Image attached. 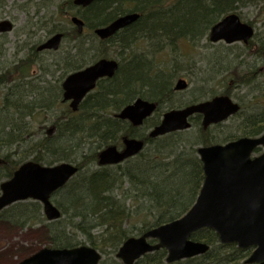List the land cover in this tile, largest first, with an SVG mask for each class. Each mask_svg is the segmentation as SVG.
Wrapping results in <instances>:
<instances>
[{"label": "trees", "instance_id": "trees-1", "mask_svg": "<svg viewBox=\"0 0 264 264\" xmlns=\"http://www.w3.org/2000/svg\"><path fill=\"white\" fill-rule=\"evenodd\" d=\"M250 6L258 9V14L248 22L255 28L256 22L260 21L261 25L243 47L250 51L257 44L258 51L264 56V0H99L88 8H76L74 12L69 11L74 7L73 0L59 2L56 5L58 15L77 13L85 20L89 30L84 35L74 27L70 31L48 30V35L56 31L64 32L65 39L71 35L73 44L68 55L56 63L63 66L64 75L99 58L120 61L114 78L101 79L96 90L83 100L76 113L62 101L59 83L56 87L50 81H44V86L35 85L33 77L38 74L37 65L42 62L38 57L40 52L33 48L25 56L6 64L7 49L3 48L2 42L0 184L29 160L43 165L70 162L76 164L79 170L53 196L62 212L60 219L48 222L42 204L27 200L4 209L0 213V221L6 220L21 228L45 226L51 247L88 243L102 254L107 249L116 254L119 246L131 235H141L151 227L185 214L194 204L204 180L197 148L220 140L210 137V128H202L200 116L192 118L190 129L156 139L139 130L158 124L163 112L168 109L202 101L216 94L195 96L185 103H171L173 88L169 81L164 82L165 87L162 88L155 80L166 68H158L157 64L155 67V56L150 51L145 53L144 45L156 52L161 51L160 48H168L172 50L169 55L176 54L185 41L195 43L208 39L211 27L225 15L239 13L244 20L242 10ZM131 12L140 14L138 21L114 37L100 40L92 33L94 28ZM37 17L42 18L39 14ZM95 42L97 45L93 44ZM136 46L142 49L136 50ZM151 55L153 59L149 57ZM182 68L183 62L177 60L171 67L170 75ZM42 69L46 74L52 73V69L44 65ZM260 69L232 76L234 85L227 84L221 94L232 96L234 88L252 84L260 76ZM138 97L157 102L158 109L142 127L136 128L115 115ZM241 102V112L232 117L238 121L235 136L263 134L264 101L252 104ZM258 104L260 107L254 106ZM47 121L50 126L45 124ZM38 123L44 125L38 127ZM124 136L144 139L145 149L122 164L99 166L100 151L111 144L120 145ZM232 137L224 138L225 142ZM130 218L141 226L129 230ZM97 226L103 231L94 236L91 230ZM191 238L209 244L210 249L203 255L170 264H246L245 259L252 252L251 248L241 249L236 244H221L217 234L209 228L198 230ZM165 259L166 250L161 249L145 255L135 264H168ZM100 264H105L104 259Z\"/></svg>", "mask_w": 264, "mask_h": 264}, {"label": "water", "instance_id": "water-1", "mask_svg": "<svg viewBox=\"0 0 264 264\" xmlns=\"http://www.w3.org/2000/svg\"><path fill=\"white\" fill-rule=\"evenodd\" d=\"M97 0H74L77 6L88 7ZM140 17L137 12L121 15L105 26L95 29L100 39H108L120 30L132 25ZM71 21L83 31L84 22L77 16ZM13 28L9 20L0 22V33ZM254 35L252 25L243 22L237 13H229L212 26L209 39L227 44L248 41ZM63 33H57L43 43L39 50H57ZM119 67L118 61L102 58L87 67L68 75L63 82V100L71 101L73 111L101 78L113 77ZM188 83L179 79L176 90H183ZM157 108V104L141 98L127 105L117 115L129 120L134 126L141 125ZM240 105L229 96L220 95L210 100L173 109L164 113L157 126L149 133L156 138L190 127L189 117L202 115L203 128L220 123L236 114ZM122 152L111 146L99 154L101 165L117 164L142 151L144 141L124 139ZM264 147V134L259 137H240L224 144L198 148L203 163L204 182L193 206L181 218L152 228L141 236L130 237L119 247L116 256L123 264H134L143 255L161 248L167 250L166 261L176 262L202 255L210 246L193 241L191 235L208 227L217 233L223 244L236 243L242 249L253 247L246 264H264V152L252 157L254 150ZM1 164V158H0ZM77 165L60 163L53 166L34 161L23 163L13 176L0 185V211L11 204L28 199L38 200L44 206L48 221L57 220L61 211L52 202V195L65 186L77 173ZM155 239L152 243L149 240ZM101 253L89 245L71 248L42 247L17 264H99Z\"/></svg>", "mask_w": 264, "mask_h": 264}, {"label": "rangeland", "instance_id": "rangeland-1", "mask_svg": "<svg viewBox=\"0 0 264 264\" xmlns=\"http://www.w3.org/2000/svg\"><path fill=\"white\" fill-rule=\"evenodd\" d=\"M61 1L64 0H3L0 2V19L8 17L15 23L14 30L0 39V44L3 42V48L7 49L4 60L6 64L11 63L19 57L25 56L28 52V43L30 44L34 40L37 42L44 40L48 36V33H50L48 31L49 29L53 28L54 30L57 28L64 29L65 31H70L72 29L70 16L58 15L56 11V5ZM49 2L51 5L45 6ZM37 6L41 8V20L36 16L33 17L34 10ZM71 9L73 11L76 8L75 6L69 8V11H71ZM242 11L244 21L247 22L248 20L254 19L258 14V9L254 6L243 8ZM37 22L38 25L41 26H34ZM260 25V21L256 22V31ZM33 26L38 30L36 35H32L31 33V31L35 29ZM88 32L89 30H86V34ZM70 37L71 35H67L62 44V48L57 53L45 51L38 54L42 62L37 65L38 74L33 77L36 86H44L46 84L44 81H50L55 87L58 83L61 85L65 77L63 72L64 68L56 63L63 60L68 55V51L73 44ZM93 44L97 45L96 42ZM19 46H21V48H18ZM243 46V43L240 42L234 44H226L223 41L214 43L209 38H204L195 43L183 42L178 52L173 55H169V52L172 50H168V48H160L161 51L159 52H156L157 50L153 51L151 47L145 45L144 48L146 49L145 53L150 51L151 54L155 56V67L157 64L159 66L158 68H164V70L166 68V71H163L155 78L160 87L164 88V82L168 81V83L174 87L179 78H185L189 82L188 88L173 91L171 103H185L195 96L206 97L211 96L212 93L221 95V93L225 91L227 84L231 86L234 85L232 76H241L249 70H259L260 68V76L248 86L234 88L231 98L238 103H240L241 100L251 104L264 101V56L258 51L257 44H254L250 51L244 49ZM135 49L141 50L142 48L136 46ZM117 55L121 57L119 54ZM154 56L151 55L149 57L153 59ZM176 59L183 62V68L179 71H175L173 76H171V67L177 62ZM42 65L48 69H52V73L46 74L42 69ZM0 67H2V65ZM259 105L260 104L254 106L260 107ZM257 110L258 109H256L255 112ZM239 112H241V109ZM246 112L252 111L247 109ZM237 122V120L230 118L223 123L211 126L210 137L213 136L215 139L220 140L217 141L218 143H224V138L231 135L234 137L229 140L237 138V136H235ZM45 124L50 126L48 121ZM43 125L44 124L38 123V127H42ZM150 129L151 128L145 130L140 129L139 131L147 134ZM140 226V223H136L130 218L128 224L129 230H135ZM102 231L103 228L97 226L91 230V233L95 236ZM48 243L49 240L45 226L21 228L9 224L6 220L0 221V264H17L38 249L49 246ZM103 259L105 264L120 263L116 258V254L111 252V249H107L106 253L103 254Z\"/></svg>", "mask_w": 264, "mask_h": 264}, {"label": "flooded vegetation", "instance_id": "flooded-vegetation-1", "mask_svg": "<svg viewBox=\"0 0 264 264\" xmlns=\"http://www.w3.org/2000/svg\"><path fill=\"white\" fill-rule=\"evenodd\" d=\"M3 1V0H2ZM2 1H0V2H2ZM50 4V2L48 3V4H46L45 6H48ZM0 5H1V3H0ZM88 7H90V6H88ZM87 7V8H88ZM81 8V7H80ZM40 10H41V8L40 7H36L35 8V10H34V13H33V17L34 16H36L37 17V15L39 14V16H40ZM72 11V10H71ZM73 12H74V10H73ZM37 18H39V17H37ZM40 19V18H39ZM0 20H10L12 23H13V29H14V27H15V23H14V21L13 20H11L10 18H8V17H4V18H2V19H0ZM41 20V19H40ZM34 26H41V25H38V22L37 23H35L34 24ZM33 26V27H34ZM85 27H86V22H85V26H84V28H83V32H84V30H85ZM35 28V27H34ZM36 29V28H35ZM33 29L32 31H31V33H32V35H36L37 34V32H38V30L36 29ZM6 34H8V33H0V36H5ZM45 40V39H44ZM42 43H43V40H40V41H36V40H34L33 42H31L30 44L28 43V46L27 47H30V50H33V48H35V50L36 51H38V49H39V47L42 45ZM18 48H21V46H19ZM45 51H51V52H53V53H57L58 51H52V50H48V49H46ZM44 51V52H45ZM38 52H43V51H38ZM34 253V252H33Z\"/></svg>", "mask_w": 264, "mask_h": 264}, {"label": "bare ground", "instance_id": "bare-ground-1", "mask_svg": "<svg viewBox=\"0 0 264 264\" xmlns=\"http://www.w3.org/2000/svg\"><path fill=\"white\" fill-rule=\"evenodd\" d=\"M30 51V47H28V52ZM96 88L97 87H95L94 89L96 90ZM165 106H167V104H165ZM56 164H60V162L59 163H55V164H53V165H56ZM47 166H52V165H47ZM48 222H53V221H48Z\"/></svg>", "mask_w": 264, "mask_h": 264}]
</instances>
